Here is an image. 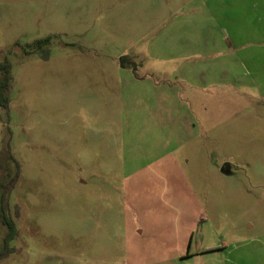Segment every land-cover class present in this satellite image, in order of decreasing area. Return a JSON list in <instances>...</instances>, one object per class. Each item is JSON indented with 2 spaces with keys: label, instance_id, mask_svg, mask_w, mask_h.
Masks as SVG:
<instances>
[{
  "label": "rangeland",
  "instance_id": "rangeland-1",
  "mask_svg": "<svg viewBox=\"0 0 264 264\" xmlns=\"http://www.w3.org/2000/svg\"><path fill=\"white\" fill-rule=\"evenodd\" d=\"M258 16L264 0H0V264H264Z\"/></svg>",
  "mask_w": 264,
  "mask_h": 264
},
{
  "label": "trees",
  "instance_id": "trees-1",
  "mask_svg": "<svg viewBox=\"0 0 264 264\" xmlns=\"http://www.w3.org/2000/svg\"><path fill=\"white\" fill-rule=\"evenodd\" d=\"M45 39H41L37 41V44H40ZM9 64L6 60L0 61V105L5 106L7 103V97H6V91L9 86ZM5 196L3 195L0 201V219L3 224L7 227V232L4 237V247L0 250V258L6 255L9 252V249L7 247L8 241L15 236L16 229L14 227L13 222L11 221L10 217L7 215V213H4L5 208ZM2 212V213H1Z\"/></svg>",
  "mask_w": 264,
  "mask_h": 264
},
{
  "label": "crops",
  "instance_id": "crops-1",
  "mask_svg": "<svg viewBox=\"0 0 264 264\" xmlns=\"http://www.w3.org/2000/svg\"><path fill=\"white\" fill-rule=\"evenodd\" d=\"M250 6H252L254 9H256V7L258 6V3L256 2V1H254V2H250V4H249ZM258 19H257V23H255V25H258V26H261L262 25V27H264V24L262 23V17L261 16H258L257 17ZM231 38H234L232 41H234V43H235V41L236 42H241V43H243V41H242V39L240 38V36H233V37H230V35H229V37H228V39L231 41ZM227 65V64H226ZM225 65V66H226ZM226 69V68H225ZM155 85V84H154ZM157 86L155 85V88H156Z\"/></svg>",
  "mask_w": 264,
  "mask_h": 264
}]
</instances>
